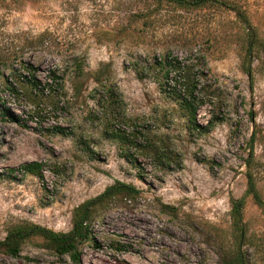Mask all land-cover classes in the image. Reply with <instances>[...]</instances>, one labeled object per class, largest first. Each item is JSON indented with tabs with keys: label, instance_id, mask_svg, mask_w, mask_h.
I'll return each mask as SVG.
<instances>
[{
	"label": "rangeland",
	"instance_id": "1",
	"mask_svg": "<svg viewBox=\"0 0 264 264\" xmlns=\"http://www.w3.org/2000/svg\"><path fill=\"white\" fill-rule=\"evenodd\" d=\"M166 54L202 73L210 102L197 120H212L208 130L191 129L158 85L154 60ZM60 63L63 88L38 114L5 86L26 64L44 80ZM132 129L137 147L123 141ZM32 161L42 178L8 171ZM249 177L264 201V0H0V240L25 222L67 232L74 208L120 181L140 193L97 211L80 264H224L239 245L245 264H264L260 207L245 196L241 243L230 216ZM0 264L79 263L34 236L17 256L0 250Z\"/></svg>",
	"mask_w": 264,
	"mask_h": 264
},
{
	"label": "trees",
	"instance_id": "2",
	"mask_svg": "<svg viewBox=\"0 0 264 264\" xmlns=\"http://www.w3.org/2000/svg\"><path fill=\"white\" fill-rule=\"evenodd\" d=\"M174 2L182 7L189 6H202L210 0H168ZM242 19L244 16L242 15ZM246 21V20H245ZM255 35H252L249 39L247 46V53L250 54L253 46L255 44ZM154 64L161 72L160 78H158V85L161 89L170 91V93L177 96L179 99L181 107L184 109L189 126L199 132L208 130L212 125V120L208 121L206 125H202L197 120V111L200 106L206 105L207 101L204 97V91L207 85L204 83L205 80L202 77V73L195 74L193 72L192 64L190 62H184L176 57H171L166 54L160 59H155ZM83 59L80 57H75L70 61V74L73 78L78 79L82 77L84 73ZM36 69L30 64H26L23 67V74H19V77L13 75L6 78L5 86L14 95H21L22 98L30 105V113L32 115L38 114L39 109L43 108V101L45 98H52L56 95L57 86L60 85L63 88L61 80H63L64 72H66L65 67L62 63L55 64L51 68L46 70L45 79L41 80L36 75ZM96 82L102 84V80L97 76L95 78ZM18 82V83H17ZM74 90L79 91L80 88L78 83L74 85ZM107 92L109 91L106 88ZM112 93V90H110ZM19 93V94H18ZM108 103L111 104L113 99V94L107 93ZM51 100V99H50ZM54 106L57 103L51 101ZM57 108V107H56ZM31 115V116H32ZM3 118L18 122L21 120L20 115H16L8 108L3 111ZM216 120L218 117H214ZM55 130L62 132L60 126L55 127ZM139 139V134L135 129H132L130 134L123 135V141L130 146L137 147L136 140ZM137 145V146H136ZM44 164L41 161H32L20 165L17 168L9 169V173L20 171L23 174H32L43 177ZM140 191L131 184H127L120 181H115L111 185H108L100 194L83 201L76 208H74L72 213V227L67 232L54 231L47 227L33 224V223H22L10 228L4 239L0 240V250L4 253L17 256L21 245L31 237L39 236L41 237L47 246L55 254L62 256L68 255L74 262L80 264V252L78 250V245L85 240L90 239L91 226L90 223L97 214L98 210L108 206L113 200L121 201L123 203L132 202L136 200ZM250 195L254 202L260 207L262 213L264 214V201L261 199L257 190L255 189V184L253 180L249 177V182L247 188L240 198L235 199L231 202L230 216L232 219V224L234 229L239 233L240 243L244 237V230L241 227V211L244 206L245 196ZM224 264H245L243 256L240 253V245L237 251L226 260Z\"/></svg>",
	"mask_w": 264,
	"mask_h": 264
}]
</instances>
